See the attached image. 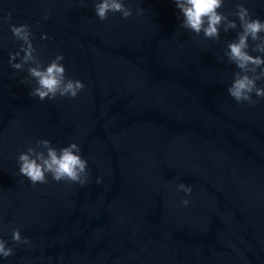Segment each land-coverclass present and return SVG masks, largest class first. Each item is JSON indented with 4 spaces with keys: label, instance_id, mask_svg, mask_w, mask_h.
I'll list each match as a JSON object with an SVG mask.
<instances>
[{
    "label": "water",
    "instance_id": "95a60500",
    "mask_svg": "<svg viewBox=\"0 0 264 264\" xmlns=\"http://www.w3.org/2000/svg\"><path fill=\"white\" fill-rule=\"evenodd\" d=\"M97 2L0 0V239L13 249L0 264H264V99L229 95L240 70L225 55L236 4L264 20V0H224L237 28L218 39L181 27L174 0H123L133 14L104 21ZM10 24L29 26L44 66L63 55L76 98L29 95ZM38 140L76 143L86 183L20 175Z\"/></svg>",
    "mask_w": 264,
    "mask_h": 264
},
{
    "label": "clouds",
    "instance_id": "9594fccd",
    "mask_svg": "<svg viewBox=\"0 0 264 264\" xmlns=\"http://www.w3.org/2000/svg\"><path fill=\"white\" fill-rule=\"evenodd\" d=\"M179 9L182 19L181 27L194 32L196 35L204 34L206 39H218L220 28L227 32L236 29L235 20H230L227 15L218 11L224 0H174ZM95 14L101 20L108 19V13H120L124 19L129 18L133 13L123 0H99L94 5ZM236 12L233 13L239 20L241 31L237 33L234 41L228 43V51L225 53L228 60L236 65L240 70L234 74L232 84L228 88L229 95L237 103L247 102L254 106L257 101L252 99V95L264 99V86H257V81L264 79V58L260 55H250L249 39L253 42L252 51L264 53V20L253 18L248 8L242 3L236 4ZM142 12L143 9H138ZM7 20H11L8 14ZM10 30L18 41H22L20 51L15 54L10 53L11 66L16 70H24L25 65L29 77L36 86L29 93L32 97H38L41 101L46 98L54 100L57 95L76 98L77 94L85 87L80 80H74L65 76V67L61 63L64 59L62 54H58L47 66H44L36 56V48L32 43V33L26 24L16 26L10 24ZM23 52V56H21ZM16 57H20L19 63H13ZM34 65V66H32ZM259 69V72H258ZM27 81H21L26 83ZM37 147L45 151L37 150V147H28L25 152L18 156V173L26 177L33 185L48 182V175L57 181L78 182L84 185L88 179L87 161L79 153L80 147L76 143L57 149L51 146L48 140L36 141ZM99 183V179L97 180ZM178 188L187 194H191V186L181 183ZM184 205L189 201L184 199ZM12 240L17 244L29 243L27 238H22L19 228L14 229ZM13 254L11 247H6V241L0 239V256L7 258Z\"/></svg>",
    "mask_w": 264,
    "mask_h": 264
}]
</instances>
